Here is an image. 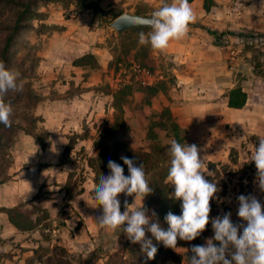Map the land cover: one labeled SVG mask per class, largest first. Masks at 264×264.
I'll return each instance as SVG.
<instances>
[{"label":"rangeland","instance_id":"obj_1","mask_svg":"<svg viewBox=\"0 0 264 264\" xmlns=\"http://www.w3.org/2000/svg\"><path fill=\"white\" fill-rule=\"evenodd\" d=\"M89 1L38 3L34 14L27 18L28 26L18 33L11 48L7 68L19 73L17 83H22L23 89L7 92L18 95L19 101L7 103L12 107L10 119L13 127L11 132L1 133L0 264H81L91 252L95 253L92 264H128L139 250L140 245L132 244L119 229L111 231L97 225L95 219L102 215V208L97 207L93 199L94 188L100 178L96 171L100 152L98 136L102 129L113 124L117 126L115 138L122 145L121 156L131 151L150 152L154 146L170 144L173 139L169 126L171 119L175 120L163 115L166 127L157 126L163 110L153 106L155 96L150 99L149 105L142 102L146 96L137 90L138 84L129 73L132 64L149 69L158 76L156 84L160 87L166 82L160 78L166 76L165 67L157 69L147 59L151 49L139 44V30L120 35L110 27L127 1L121 0L116 7L93 14L90 29L105 38L104 43L111 47L112 55L108 72L102 73L96 84L81 88L75 78L65 79L57 72L53 77H44L38 70L41 46L37 47L34 43L36 36L44 34L48 28L43 21L45 12L41 7L58 3L74 12L85 11ZM216 1L212 2V6L218 10L212 11L211 28H207L216 33V44L241 50L237 67L230 69L228 49L227 70L234 81L251 79L249 107L258 110L263 121L264 46L248 45L246 38L264 37V0ZM128 80L131 83H127ZM167 82L173 84L174 79L169 77ZM62 84H66L67 93L71 96L81 91L90 92L86 98L91 103L90 111L85 112L82 119L74 118V107L64 97L67 93ZM123 85L131 86L129 91L120 95L115 105L113 94ZM87 107L88 104L85 109ZM52 129H57L56 133ZM57 133H63L62 137L50 138ZM179 136L183 139L180 129ZM242 137L228 148L223 144H214L213 149H200L205 179L216 182L220 189L216 198L210 201V221L230 212L234 224L243 223L237 215V197L241 194L255 195L264 206V193L255 184V164L247 160L252 146H259V138L248 132H243ZM45 147L47 150H44ZM37 157H41L42 162ZM165 165L153 167L148 176L164 172ZM208 172L213 175L209 176ZM148 176L146 179H149ZM31 181L38 188L37 194L33 199L19 200V193L30 190ZM166 191L170 196L174 188L167 185ZM118 199L122 213L125 211V200L129 205L134 203V197L125 194H120ZM175 204L180 206L181 202L175 201ZM139 205L140 202L136 201L129 212ZM143 205L152 217V209L146 205V199ZM16 206L30 213L36 222L33 230L19 232L9 223L4 209ZM152 219L155 221L154 217ZM149 234L146 233L147 238ZM204 234L206 237L202 244L214 236L211 222L201 235ZM191 245L177 246L176 249L163 245L161 263L190 264Z\"/></svg>","mask_w":264,"mask_h":264},{"label":"crops","instance_id":"obj_2","mask_svg":"<svg viewBox=\"0 0 264 264\" xmlns=\"http://www.w3.org/2000/svg\"><path fill=\"white\" fill-rule=\"evenodd\" d=\"M96 1L100 9L108 10L116 7L121 0ZM124 1L127 2L123 4L125 7L120 12L121 14L129 13L141 17H150L152 12L164 3H171V0ZM205 1L207 0L189 2L195 19L189 25V31L183 39L170 42L163 52L151 50L147 58L157 69L165 67L167 76L160 77L166 82L161 83L163 84L161 88L158 87L153 106L157 109H168L182 133L184 142L187 145H197L199 150L213 149L214 144H223L228 148L238 138H243V132L253 134L259 139L264 138V109L262 121L260 112L249 107L252 99L250 94L252 81L251 79L241 81L235 79L234 81L230 76L227 70L226 53L230 46L223 47L216 44L214 42L216 33H212L207 28L211 26L212 11L218 10L213 8L212 2L217 1L208 0V10L204 7ZM41 8L45 12L43 21L48 24V28L45 29L44 34L40 33L36 36L34 43L37 47L41 46V52L38 53L39 72L44 77L45 75L53 77L57 72V74L64 75L65 79L75 78L81 84V88L96 84L101 74L108 72V64L112 60V55L111 47L104 43L105 38L98 36L90 29L93 11L87 9L74 12L73 9L63 7L58 3L47 4ZM138 30L146 34L151 31L149 27L143 26L118 34H130ZM87 54L97 59L99 68L73 66L75 59ZM169 77L174 79L173 84L167 82ZM62 85L67 93L66 84ZM235 88H240L247 97L241 109L228 107V93ZM88 93L90 92L81 91L75 96L65 94L67 102H72L71 107H74L75 119H82L85 112L90 111L91 103L86 100ZM86 104H88L87 109H85ZM56 130L52 129L53 133H56ZM63 133H65V128H63ZM63 133L50 135V138L52 136L62 137ZM44 150H47L46 147ZM38 158L42 162L41 157ZM37 189L34 181H31V192L29 190L27 193H19L18 199L28 200L30 199L28 197L33 199L37 194Z\"/></svg>","mask_w":264,"mask_h":264},{"label":"clouds","instance_id":"obj_3","mask_svg":"<svg viewBox=\"0 0 264 264\" xmlns=\"http://www.w3.org/2000/svg\"><path fill=\"white\" fill-rule=\"evenodd\" d=\"M138 23L151 29L147 34L139 33V44L149 46L154 52L165 51L170 42L183 39L195 14L189 0H171L154 10L149 18H137ZM19 73L6 68L0 61V124L11 126L12 107L6 104L2 96L8 91H22L23 84L17 83ZM168 168L165 183L174 188L169 198L180 201V215L169 212L165 221L167 230L158 220L153 221L156 213L149 217L143 200L153 191L146 179L143 164L136 165L133 159L122 156L124 168L115 161H108L110 174L101 175L95 185L93 199L97 207L102 208V215L95 222L100 228L123 232L132 244H139L147 260H153L157 246L146 233L164 247L176 249L177 241L197 239L211 222L213 238L202 245H193L190 249V264H264V206L255 195H239L238 218L243 223L234 224L231 213L212 218L210 221V201L216 198L220 190L216 182L205 179L204 159L200 158L197 145H187L170 140ZM248 162L256 168L255 184L264 193V138L259 139V146H252ZM212 176V172L207 173ZM120 194L134 197V203L124 201L125 211L121 212ZM136 201L139 207L129 212ZM218 242V244L216 243Z\"/></svg>","mask_w":264,"mask_h":264},{"label":"trees","instance_id":"obj_4","mask_svg":"<svg viewBox=\"0 0 264 264\" xmlns=\"http://www.w3.org/2000/svg\"><path fill=\"white\" fill-rule=\"evenodd\" d=\"M56 0H0V61L4 62L6 68L9 64L10 52L13 44L15 43L16 37L18 33L25 29L28 26L27 18L30 15L34 14V8L38 3L44 2H52ZM192 0H189L191 2ZM212 2L211 0H209ZM208 0L204 2V7L208 10ZM88 9L93 11V14L98 12H106L98 7V3L96 0L89 1ZM121 13L115 15V18L118 17ZM73 66H89L92 69L99 68V64L96 58L87 54L80 58H77L73 61ZM131 85H123L118 91L113 94L114 103L116 105L117 101L120 98L121 94L129 91ZM137 90H140L145 94V99H143V103L149 105L150 99L155 96L158 90V86H150V87H142L137 85ZM18 95H12L9 93L3 94L2 99L7 103H11L14 101H19ZM246 94L242 92L240 88L232 89L228 93V107L234 109H241L246 103ZM145 100V102H144ZM123 111V110H122ZM121 111V113H122ZM160 115V121H158L157 126L166 127V123L162 120L163 115H167V117L171 118V115L168 109H163ZM13 124L11 123L10 127H6L3 124H0V142H1V133L11 132ZM170 129L173 133V139H176L177 142L183 144V139L179 136V127L177 124L171 119ZM117 130V126L113 124L109 128H104L99 133L98 136V144L100 148L99 156L97 158V168L96 171L97 177L101 175L107 176L110 174V170L108 168V161H115L120 164L124 168V174L128 175L127 166L123 164L121 159L122 154V145L118 143L115 138V132ZM185 144V143H184ZM169 148L170 144L163 146H154L152 151L150 152H136L131 151L123 156H126L130 159H133L136 162L137 166L143 164L146 177L150 174V170L153 167L163 166L164 163L165 169L164 172L154 173L152 176H148L147 179L149 186L152 187L153 191L151 194L145 197L146 205L152 209L156 213L155 221L158 220L161 227L167 230V223L165 221V217L169 212L173 214L180 215V206H176L175 201L170 199L165 183L168 168L170 166V156H169ZM7 219L9 223L19 232L31 231L35 228L36 222L32 220L29 212L22 211L20 207H12L4 209ZM206 235H200L193 243V241H177V246H187V245H201L205 240ZM150 239L153 240V243L157 246V254L153 260H147L146 256L142 253L141 247L139 246V250L134 253L132 259L128 261V264H162L160 256L163 250V244L158 243L155 239L149 234ZM191 249V248H190ZM95 259V253L91 252L82 262L81 264H92ZM178 264V262H176Z\"/></svg>","mask_w":264,"mask_h":264},{"label":"built area","instance_id":"obj_5","mask_svg":"<svg viewBox=\"0 0 264 264\" xmlns=\"http://www.w3.org/2000/svg\"><path fill=\"white\" fill-rule=\"evenodd\" d=\"M239 43V41H236ZM246 43L248 45H261L264 46V37H249L246 38ZM241 50L236 47L229 48V65L230 69L236 68L238 65L239 57ZM129 73L131 74L134 82L142 87H150L154 86L159 80L158 76L152 73L149 69L142 68L137 64H132L129 67ZM127 83H131L130 80L126 81Z\"/></svg>","mask_w":264,"mask_h":264},{"label":"water","instance_id":"obj_6","mask_svg":"<svg viewBox=\"0 0 264 264\" xmlns=\"http://www.w3.org/2000/svg\"><path fill=\"white\" fill-rule=\"evenodd\" d=\"M137 18H149V17H141L138 15L123 13L112 21V23L110 24V27L113 28L117 33H121L123 31L129 30L132 28L143 27V25H140L138 23Z\"/></svg>","mask_w":264,"mask_h":264}]
</instances>
